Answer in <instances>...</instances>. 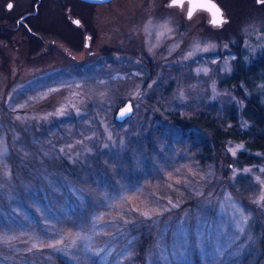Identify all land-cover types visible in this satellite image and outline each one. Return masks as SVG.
I'll list each match as a JSON object with an SVG mask.
<instances>
[{
    "label": "rangeland",
    "instance_id": "374dc122",
    "mask_svg": "<svg viewBox=\"0 0 264 264\" xmlns=\"http://www.w3.org/2000/svg\"><path fill=\"white\" fill-rule=\"evenodd\" d=\"M162 1L98 5L93 52L60 35L64 55L14 50L0 69V193H13L16 165L28 162L38 196L58 192L59 179L71 199L59 219L48 196L41 207L11 197V210H0V264H264V151L259 164H243L244 142L217 148L194 120H241L245 102L223 83L240 57L249 65L264 56V4L224 0L230 20L214 30L184 23ZM127 100L134 114L117 121ZM188 134L210 146L205 164L174 144ZM80 152L111 170L95 162L91 172L54 175L39 165Z\"/></svg>",
    "mask_w": 264,
    "mask_h": 264
},
{
    "label": "trees",
    "instance_id": "16d2710c",
    "mask_svg": "<svg viewBox=\"0 0 264 264\" xmlns=\"http://www.w3.org/2000/svg\"><path fill=\"white\" fill-rule=\"evenodd\" d=\"M259 73L264 74V56L257 58L255 62H252L249 65H245L244 60L240 57L236 61L235 71L223 83L227 84L235 92V94L245 102V105L242 109L241 120L235 116H232L231 124L229 125L227 123L219 122L215 117L204 112L201 113L200 117L194 119L195 122L200 124L211 134V140L217 148L228 141L244 142L246 149L239 151L238 160L246 165L259 164L261 162V158L257 152L264 151V75L261 76ZM192 120L185 121V119H179V121L183 122L181 123L183 125L195 123ZM174 144L179 149L188 150L198 161H200L201 164H205L207 159L210 158V146L197 141L193 134H188L175 139ZM80 153L85 157L81 158L77 156L73 161L65 158L59 161L57 160V162L54 164L44 161L39 165L48 169L49 172L53 173L54 175H57L56 173L59 170L67 172L68 174L74 173L73 169L75 171H81L82 173H84L83 171L91 172L95 169V162L96 166H98L97 171L99 170V172L104 173L107 170H111L110 166L104 164L98 155H87L82 152ZM94 153L95 152L92 154ZM93 157H95L97 161L93 160ZM113 166H115V163ZM16 168L21 173V175L17 177L14 175L15 179L14 181L12 180L14 186L12 184V188L16 190L17 193H22V195L20 194V196H18L14 190L13 193L10 192L11 194H9L8 197H5V194L0 193V210L2 212L6 211L8 213L11 210L7 206V203L12 201L15 196L16 200H21L22 206L26 205V203L32 204V200L34 203H38L36 204L37 207H41V204L45 205L43 196H48V201H46L47 205L54 208L56 206L58 209H60H56L57 212L50 210L51 212H56V214L59 215V219L63 218V214H68L64 213L63 205L64 198H66V202L71 200L68 196L70 192L67 191L62 193V189L59 187L61 186L59 184V179H57L58 182L53 183V186L58 188V192H52L54 193L52 194L49 188H47L40 196H38V191H40L38 187H40L42 184L36 183L37 181L39 182V177L32 176V174L29 173V171H31L30 163H25L23 167L17 163ZM69 180L71 181L68 182L70 186L74 185L80 187L82 184L81 186H83V188L89 187L90 183H87L85 179H80L83 181V183L81 181L78 182L77 179ZM5 192L7 193V191ZM11 205H14V202L11 203ZM37 207L35 210H37ZM12 208H14V206H12ZM74 211L70 210L72 213H74ZM82 212L90 213L84 210H82ZM31 215L36 214L31 213ZM2 216L4 215L0 214L1 219ZM143 253L144 250H141L140 254ZM251 259L255 260V264H260L262 257L259 256L258 258H253L252 256ZM60 262L62 264H68L64 260H60Z\"/></svg>",
    "mask_w": 264,
    "mask_h": 264
},
{
    "label": "flooded vegetation",
    "instance_id": "af4514ba",
    "mask_svg": "<svg viewBox=\"0 0 264 264\" xmlns=\"http://www.w3.org/2000/svg\"><path fill=\"white\" fill-rule=\"evenodd\" d=\"M117 1L120 0H108L101 3L90 0H0V69L11 68L14 50L18 51L23 58L45 53L64 55L60 35L69 41L75 40L76 46L80 49H91L90 53L97 35V27L93 23L96 7L112 5ZM214 1L223 10L224 22L219 25L212 23L210 12L203 8H197L189 19L188 0H185L183 7H170L171 0H163L161 8L180 17L184 23L197 21L199 27L203 25L217 30L230 20V16L224 6V0ZM250 1L256 5L264 4L260 0ZM9 3L13 4L10 10L7 7ZM61 21L65 24L63 30L67 32L66 35L62 32L63 30L61 31ZM75 21H79V24ZM71 56L73 59H78L76 53Z\"/></svg>",
    "mask_w": 264,
    "mask_h": 264
},
{
    "label": "snow or ice",
    "instance_id": "6c2138e0",
    "mask_svg": "<svg viewBox=\"0 0 264 264\" xmlns=\"http://www.w3.org/2000/svg\"><path fill=\"white\" fill-rule=\"evenodd\" d=\"M185 0H171L170 3V7H175V6H179V7H183ZM261 3H264V0H260ZM188 3L190 5V8L188 10V18L191 19L194 11L197 8H203L207 11H209L212 16H213V20L212 23L213 24H221L224 21L222 20V12L219 9V7L212 3L211 0H188ZM8 9H12L13 4L9 3L7 5ZM75 23L79 24V21H75ZM131 109V105H128L123 111L120 112V116L123 117L124 115H126L128 112H130ZM240 148H243V145H237L235 148H230L229 151L232 153V155L236 154V151ZM262 199H264V197H262ZM145 216H148L149 214L147 212L143 213ZM52 247H55V245H52Z\"/></svg>",
    "mask_w": 264,
    "mask_h": 264
},
{
    "label": "water",
    "instance_id": "95a60500",
    "mask_svg": "<svg viewBox=\"0 0 264 264\" xmlns=\"http://www.w3.org/2000/svg\"><path fill=\"white\" fill-rule=\"evenodd\" d=\"M90 1H93L95 3H101V2H106L108 0H90ZM212 3L216 4L219 9L221 10V12H223L221 6L215 2L214 0H211ZM211 14V13H210ZM211 18L213 20V16L211 14ZM222 20L224 21V16H223V13H222ZM222 24V23H221ZM128 105H131V111L128 112L126 115H124L123 117L120 116V112L123 111ZM134 114V107H133V101L132 100H127L122 106H120L118 108V110L116 111V114H115V118L117 121H120V122H124L125 120H127L129 117H131L132 115Z\"/></svg>",
    "mask_w": 264,
    "mask_h": 264
}]
</instances>
